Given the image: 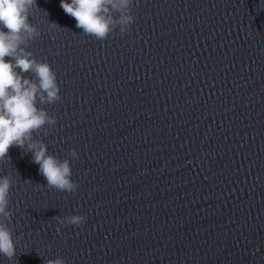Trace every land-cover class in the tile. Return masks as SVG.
I'll list each match as a JSON object with an SVG mask.
<instances>
[{
  "label": "clouds",
  "instance_id": "1",
  "mask_svg": "<svg viewBox=\"0 0 264 264\" xmlns=\"http://www.w3.org/2000/svg\"><path fill=\"white\" fill-rule=\"evenodd\" d=\"M133 3L134 0H60V8L75 19L76 28L82 29L84 35L104 41L117 29L120 35L129 32L136 19ZM37 7L36 0H0V162H10L9 149L16 146L23 154L31 153L32 162L39 165V174L46 179L49 190L74 193L79 184L72 179L70 159L61 160L50 154L48 145L39 138L41 133L47 136L57 124V118L43 105L55 104L62 97L55 70L29 50V43L41 35L30 22ZM42 11L48 17L47 11ZM48 23L51 28L64 29L55 22ZM67 155L78 158L75 148ZM14 182L11 175L0 176V255L9 260L16 256V241L10 227L13 212L9 208ZM53 219L61 226L79 227L86 216L59 215ZM45 264L66 261L57 256L45 260Z\"/></svg>",
  "mask_w": 264,
  "mask_h": 264
}]
</instances>
